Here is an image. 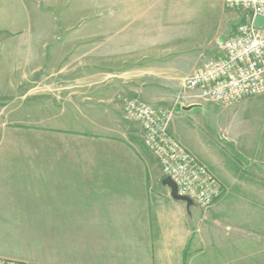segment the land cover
Segmentation results:
<instances>
[{
    "label": "crops",
    "instance_id": "crops-1",
    "mask_svg": "<svg viewBox=\"0 0 264 264\" xmlns=\"http://www.w3.org/2000/svg\"><path fill=\"white\" fill-rule=\"evenodd\" d=\"M126 4L127 25L113 34L143 36L126 54L112 66L97 65L96 77L71 86L61 105L50 104L58 116L48 124L14 139L0 124V257L27 264H264V183L231 181L206 209L174 199L140 124L125 111L136 98L165 107L169 84L184 83L221 55L241 12L220 11L224 0ZM40 12V0H0V35L43 34L49 44L72 35V28L26 23ZM78 31L81 41L95 34L104 47V26ZM152 36L175 37L155 43ZM184 118L177 113L170 131L187 147L192 128Z\"/></svg>",
    "mask_w": 264,
    "mask_h": 264
},
{
    "label": "rangeland",
    "instance_id": "rangeland-1",
    "mask_svg": "<svg viewBox=\"0 0 264 264\" xmlns=\"http://www.w3.org/2000/svg\"><path fill=\"white\" fill-rule=\"evenodd\" d=\"M126 2L40 0V17L26 20V23L41 30L72 28V35L58 34L51 44L49 36L43 34L0 35L2 132L6 127L9 138L14 139L19 130L57 119L58 114L50 110V104L53 107L61 105L71 96L68 91L71 86H80L87 76L96 77L97 65L112 66L127 53L131 43L135 45L143 37L113 34L115 27L127 25V18L123 17L127 16L123 10V7L127 9ZM219 10L225 11V5ZM66 13L71 17L65 19ZM100 26L108 33L103 48L97 44L95 34L87 35L88 42L80 40L86 36L78 30L94 32ZM172 37L175 36H152L155 43ZM65 38H71L72 43L67 44ZM165 98L168 101L165 107L174 108L173 118L184 112L185 123L192 128L191 133L184 131L190 133L184 139L187 148L221 179L226 191L231 181L249 186L264 183V94L232 104L202 102L194 99L181 82L169 84ZM134 129L139 136L137 127Z\"/></svg>",
    "mask_w": 264,
    "mask_h": 264
},
{
    "label": "built area",
    "instance_id": "built-area-1",
    "mask_svg": "<svg viewBox=\"0 0 264 264\" xmlns=\"http://www.w3.org/2000/svg\"><path fill=\"white\" fill-rule=\"evenodd\" d=\"M226 8L239 10L240 19L230 28L221 55L206 60L186 76L185 88L202 102L232 104L264 94V0H224ZM129 118L138 122L145 145L159 161L162 178L170 177L180 195L206 209L226 192L221 179L170 131L174 108L158 107L142 99L125 103ZM0 264H27L2 258Z\"/></svg>",
    "mask_w": 264,
    "mask_h": 264
},
{
    "label": "water",
    "instance_id": "water-1",
    "mask_svg": "<svg viewBox=\"0 0 264 264\" xmlns=\"http://www.w3.org/2000/svg\"><path fill=\"white\" fill-rule=\"evenodd\" d=\"M255 23H256V25H264V18L263 17H257L255 20ZM162 182L165 186L170 188L171 196L174 199L184 201L187 203L188 206L193 205V201L190 198L179 194L178 187H177L176 183L170 177H165L162 180Z\"/></svg>",
    "mask_w": 264,
    "mask_h": 264
}]
</instances>
